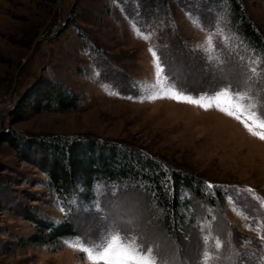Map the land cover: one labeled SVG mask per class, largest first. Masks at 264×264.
I'll use <instances>...</instances> for the list:
<instances>
[{
  "label": "rangeland",
  "instance_id": "rangeland-1",
  "mask_svg": "<svg viewBox=\"0 0 264 264\" xmlns=\"http://www.w3.org/2000/svg\"><path fill=\"white\" fill-rule=\"evenodd\" d=\"M242 2L264 34V0ZM229 13L200 0H167L159 10L128 0H0V264H88L70 245L98 242L110 228L151 246L165 264H203L205 251L214 264H264V207L255 199L264 198V141L217 108L149 100L140 87L155 79L152 47L177 91L209 95L231 85L264 102V62L259 75L250 72L264 53L237 33ZM41 75L82 93V104L28 108L14 121L15 92L20 98ZM257 115L264 118V107ZM5 131L26 138L17 148L3 140ZM93 140L121 142L201 184L197 194L180 190L177 233L167 229L165 208L145 181H97L90 201L81 186L59 196L39 154L52 143ZM247 187L254 192L237 191ZM29 212L69 219L77 232L23 244L39 231Z\"/></svg>",
  "mask_w": 264,
  "mask_h": 264
},
{
  "label": "trees",
  "instance_id": "trees-1",
  "mask_svg": "<svg viewBox=\"0 0 264 264\" xmlns=\"http://www.w3.org/2000/svg\"><path fill=\"white\" fill-rule=\"evenodd\" d=\"M194 1L196 0H192ZM128 2L133 5L139 4L142 9L149 6L152 10L156 8L159 10L160 7L167 6V0H128ZM200 3L224 4L229 9L230 20L237 33L252 47L264 53L263 31L253 20L242 0H200ZM87 38L84 35L85 43L89 42ZM91 45L89 46L92 47ZM82 102L83 96L79 91L61 80L41 75L22 92L11 111V116L14 121H19L25 118L28 108L35 112L60 111L76 109ZM2 136L3 140L11 142L17 148L23 142L21 138H26L12 131H5ZM35 142L34 139L30 144ZM109 142L93 140L86 144L82 142L71 145L52 143L50 147L42 150L43 153L39 154L37 162L47 172L50 184L61 197L69 195L72 190L81 186V196L86 201H90L94 198L97 181L129 180L138 186H140L138 181H145L144 185L149 188L150 195L152 194L158 205L161 204L165 208L167 229L177 233L173 213L179 204L180 190L187 189L197 194L201 190V184L199 186L192 175L171 171L169 166L157 158L124 146L121 142L113 144ZM33 152L38 153L35 150ZM170 190L173 191L171 193L173 197ZM26 218H29L39 231L29 238L22 237L20 242L23 244L53 240L59 236L75 235L77 232L69 219L57 222L32 212Z\"/></svg>",
  "mask_w": 264,
  "mask_h": 264
},
{
  "label": "snow or ice",
  "instance_id": "snow-or-ice-1",
  "mask_svg": "<svg viewBox=\"0 0 264 264\" xmlns=\"http://www.w3.org/2000/svg\"><path fill=\"white\" fill-rule=\"evenodd\" d=\"M193 22L198 27H201L198 19L193 18ZM135 32L138 38L146 41L151 39V33L145 34L139 29H135ZM207 40H211V37H206ZM149 51L153 56V64L156 71L153 82H143L140 85L142 90L149 91L150 94L146 97L147 99L156 100L168 98L180 103L199 106L204 110L217 108L221 112L241 121L252 135L264 141V118L257 115L261 107H264V102L259 100L254 102L252 95L242 91L239 87L233 89L231 85H227L223 89L216 90L209 95L198 94L197 96H193L186 94L183 90L177 91L174 81H170L165 74V69L162 66L161 58L157 54V50L150 47ZM262 62L264 60L259 57L254 61L256 67L250 69L252 76L259 75L257 73V67ZM111 94L118 95L119 93ZM209 187L214 186L209 184ZM237 191L251 194L254 192V189L247 187L237 189ZM255 199H257L261 207H264V198ZM261 240L264 241V236L261 237ZM70 246L78 251H82L85 254V259L88 264H165V261L157 260V255L151 246L145 248L137 239L122 234L119 229H108L107 232L101 235L98 242L89 241L85 244L81 240ZM222 247V242L218 238L215 239V249L219 250ZM216 259L209 251H205L202 254L203 264H214Z\"/></svg>",
  "mask_w": 264,
  "mask_h": 264
},
{
  "label": "water",
  "instance_id": "water-1",
  "mask_svg": "<svg viewBox=\"0 0 264 264\" xmlns=\"http://www.w3.org/2000/svg\"><path fill=\"white\" fill-rule=\"evenodd\" d=\"M28 59H29V57L26 58V61H27ZM21 68H23V67H21ZM16 99H17V100L19 99V95H17L16 92H15V100H16ZM15 100H14V105H15L16 102H17V101H15Z\"/></svg>",
  "mask_w": 264,
  "mask_h": 264
}]
</instances>
